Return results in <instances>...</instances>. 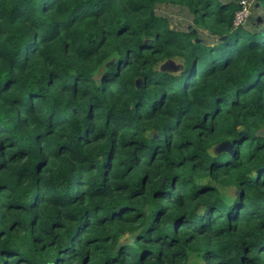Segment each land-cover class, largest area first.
<instances>
[{
  "label": "clouds",
  "instance_id": "obj_1",
  "mask_svg": "<svg viewBox=\"0 0 264 264\" xmlns=\"http://www.w3.org/2000/svg\"><path fill=\"white\" fill-rule=\"evenodd\" d=\"M82 261L264 264V0H0V264Z\"/></svg>",
  "mask_w": 264,
  "mask_h": 264
},
{
  "label": "trees",
  "instance_id": "obj_2",
  "mask_svg": "<svg viewBox=\"0 0 264 264\" xmlns=\"http://www.w3.org/2000/svg\"><path fill=\"white\" fill-rule=\"evenodd\" d=\"M206 115V114H205ZM246 142V141H245ZM259 151V148L257 149ZM81 264H83V261L81 262Z\"/></svg>",
  "mask_w": 264,
  "mask_h": 264
}]
</instances>
